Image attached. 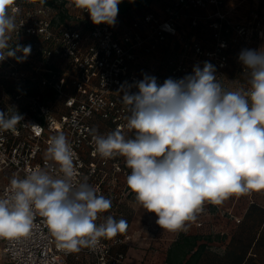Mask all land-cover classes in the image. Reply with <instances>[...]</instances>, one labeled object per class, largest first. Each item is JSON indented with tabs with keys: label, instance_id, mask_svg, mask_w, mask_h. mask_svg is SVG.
I'll list each match as a JSON object with an SVG mask.
<instances>
[{
	"label": "clouds",
	"instance_id": "9594fccd",
	"mask_svg": "<svg viewBox=\"0 0 264 264\" xmlns=\"http://www.w3.org/2000/svg\"><path fill=\"white\" fill-rule=\"evenodd\" d=\"M120 3L74 0L93 24L109 26L115 24ZM14 4L0 0V61L23 62L31 53V45L10 44L17 28ZM239 61L247 81L235 89L217 79L209 62L162 85L147 75L134 84L126 82L117 93H123L130 113L126 127L134 135L127 137L119 128L93 134L95 153L125 159L131 170L127 186L137 203L155 213L163 229H184L205 202L220 205L230 196L264 189V47L243 49ZM22 119L16 111H0V130H15ZM74 156L66 136L56 134L45 153L54 164L12 178L8 195L0 198V239L29 234L36 210L58 246L70 251L94 248L102 238L127 229L126 220L111 215L96 223L112 202L86 179H77Z\"/></svg>",
	"mask_w": 264,
	"mask_h": 264
},
{
	"label": "built area",
	"instance_id": "2783aa9c",
	"mask_svg": "<svg viewBox=\"0 0 264 264\" xmlns=\"http://www.w3.org/2000/svg\"><path fill=\"white\" fill-rule=\"evenodd\" d=\"M258 1L261 9L234 23L221 12L227 0H176L166 8L165 19L149 12L119 34L114 25L93 24L87 12L75 7L74 0H59L56 6L15 0L17 28L10 44L31 45V53L23 62L15 58L0 61V111L9 115L16 111L23 117L15 130H0V198L8 195L12 178L54 164L43 154L50 138L63 133L75 154L77 179H86L112 202L96 223L108 215L116 218L132 193L126 183L131 170L122 156L105 159L95 153L92 137L107 134L99 131L100 122L109 125V132L119 128L127 137L134 135L126 127L130 113L122 102L123 93L117 91L126 82L131 85L143 79L135 67L140 55L165 49L175 38L182 45L181 54L169 57L165 65L172 79L184 78L188 60L194 59L214 65L217 79L224 85L220 75L235 66L236 49H253L255 41L259 48L264 47V0ZM210 5L217 7L219 20L213 25V48L206 50L199 40L181 36L179 25L184 11ZM240 70L245 73L242 63ZM52 90L54 99L48 97ZM23 103L25 107H21ZM206 207L205 203L199 214ZM133 242L131 235H121L102 238L94 248L63 249L36 210L29 234L0 239V260L70 264L71 259L84 255L91 264H135L126 252L115 250Z\"/></svg>",
	"mask_w": 264,
	"mask_h": 264
},
{
	"label": "crops",
	"instance_id": "0c3cea01",
	"mask_svg": "<svg viewBox=\"0 0 264 264\" xmlns=\"http://www.w3.org/2000/svg\"><path fill=\"white\" fill-rule=\"evenodd\" d=\"M175 1L154 0L147 9L133 10L126 15H117L114 26L119 34H124L131 29L132 22L135 19L146 15V13L151 12L165 19L168 16L166 14V8L174 5ZM227 3L221 9V12L226 13L229 20L234 23L247 19L252 10L261 9V4H259L258 0H227ZM217 11V7L213 5L207 8L188 9L184 11L180 19V35L185 38L199 40L206 50L212 49L215 33L213 25L219 20ZM173 41L172 43L174 44L176 42L175 38ZM173 44L154 54L145 55L142 53L140 55V59L135 67L143 79L145 75L155 77L157 83L162 85L166 79L171 78L165 66L166 61L171 56H179L182 46L180 43ZM252 48V50L260 49L255 45ZM240 52L241 50L238 49L235 51V66L220 75L224 85L230 89L246 86L247 76L240 70ZM197 65L203 68L204 62L189 59V71L187 75L192 74L194 66ZM99 131L108 133L110 131L109 125L100 122ZM45 153L46 151L43 156H45ZM132 203L131 200H127L121 208V214L115 219H122L132 208ZM216 207L218 213L212 216L209 219V223L205 224L203 228H198L195 220L186 222L185 228L178 231L163 229L156 223L152 235L149 236L146 234L148 224L142 228L140 234L137 232L140 224L135 223L134 229L131 231L139 237L135 236L132 244L116 247L115 250H123L126 252L132 263L135 264H167L168 250L181 232L209 235L214 233L221 234L222 236L221 240L213 243L214 248L220 252V256L225 257L227 251L233 252L232 254L235 260L230 261L231 264H239L241 254L246 255L244 264H264V189L253 190L245 195L230 196ZM117 235L122 234L118 233ZM80 257L81 259L79 260L71 259L72 262L70 264H91V261L84 255Z\"/></svg>",
	"mask_w": 264,
	"mask_h": 264
},
{
	"label": "trees",
	"instance_id": "16d2710c",
	"mask_svg": "<svg viewBox=\"0 0 264 264\" xmlns=\"http://www.w3.org/2000/svg\"><path fill=\"white\" fill-rule=\"evenodd\" d=\"M44 5L56 6L59 0H36ZM152 1L154 0H121L118 5V15H126L131 13L133 10H143L150 7ZM66 14L62 13V20H65ZM54 91L48 93V97L54 99ZM135 194L132 192L128 201L133 202ZM126 200V201H127ZM206 212L203 214H197L195 219L198 228H203L205 224L209 223V219L218 213L217 205L205 202ZM214 209V210H213ZM127 212L122 219L126 220L128 216ZM121 213H119L120 215ZM118 215V216H119ZM117 216V217H118ZM116 217V218H117ZM198 224H201L199 226ZM179 237L172 243L167 253V264H231L235 257L233 252H226L225 257L220 256L213 243L215 241L221 240V234H189L187 232H181ZM245 254H241L239 257V264H244ZM233 257V258H232ZM235 260V259H234ZM237 260V259H236ZM238 262V260H237Z\"/></svg>",
	"mask_w": 264,
	"mask_h": 264
},
{
	"label": "rangeland",
	"instance_id": "374dc122",
	"mask_svg": "<svg viewBox=\"0 0 264 264\" xmlns=\"http://www.w3.org/2000/svg\"><path fill=\"white\" fill-rule=\"evenodd\" d=\"M254 45L258 46L257 41L254 42ZM225 87L229 88L228 86H225ZM241 87H245V86H241ZM8 103H3V104L7 105ZM23 106H24V103L21 104V107H23ZM2 183H3V181H0V184H2ZM157 219H158V217L155 215V213L147 212L139 203H137V201L135 200V197H134L133 203H132V208L130 209L128 216H127V219H126L128 227L123 233H120V234L131 235V237L133 239H135L136 234L133 233L131 230L134 229V224L136 223V224H140L139 229H137L138 230L137 232H139V233L142 230V228L146 224H148L147 228H146L147 233L146 232L145 233L150 236V235H152V233L154 231V227L156 226V220ZM117 236H121V235H117ZM136 237H139V236H136ZM0 264H9V263L7 262V260L2 259V260H0Z\"/></svg>",
	"mask_w": 264,
	"mask_h": 264
}]
</instances>
